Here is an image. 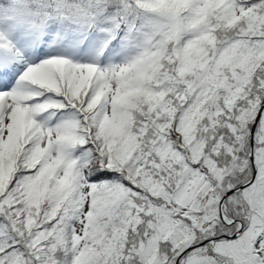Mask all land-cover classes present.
Wrapping results in <instances>:
<instances>
[{
  "label": "snow or ice",
  "instance_id": "6c2138e0",
  "mask_svg": "<svg viewBox=\"0 0 264 264\" xmlns=\"http://www.w3.org/2000/svg\"><path fill=\"white\" fill-rule=\"evenodd\" d=\"M0 264H264V0H0Z\"/></svg>",
  "mask_w": 264,
  "mask_h": 264
}]
</instances>
